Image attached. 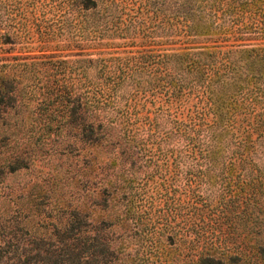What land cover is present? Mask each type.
I'll return each instance as SVG.
<instances>
[{
    "label": "trees",
    "instance_id": "trees-1",
    "mask_svg": "<svg viewBox=\"0 0 264 264\" xmlns=\"http://www.w3.org/2000/svg\"><path fill=\"white\" fill-rule=\"evenodd\" d=\"M37 13H51L59 28L67 22L73 45L79 47L81 38L91 49L84 58L85 81L80 88L64 83L69 78L63 76L58 86L39 85L35 64L45 69L66 61L45 55L10 63L0 56V184L34 163L23 144L37 145L51 136L58 141L73 128L87 143L84 160L101 165V181L75 203L61 190L65 181L55 184L59 191L45 180L34 181L23 220L35 210L42 231L6 232L1 223L0 260L113 264L119 259L113 242L130 241L137 223L134 234H144L164 251L178 239L170 221L181 195L192 200L193 215L201 210L196 201L204 198L210 213L219 211L220 234L234 229L238 217H244L249 232H261L264 0H0V53L14 49L21 32L30 31L21 27L34 22ZM36 87L43 91L35 108L48 118L37 121L40 128L31 123L25 135L18 113L31 98L24 95ZM146 203L154 214L163 213L143 223L142 214L150 211ZM200 218L201 224L190 225L196 237L204 236L208 224ZM261 241L255 237L253 243L258 255L264 253ZM199 260L224 264L210 256Z\"/></svg>",
    "mask_w": 264,
    "mask_h": 264
},
{
    "label": "rangeland",
    "instance_id": "rangeland-1",
    "mask_svg": "<svg viewBox=\"0 0 264 264\" xmlns=\"http://www.w3.org/2000/svg\"><path fill=\"white\" fill-rule=\"evenodd\" d=\"M36 16L37 18L34 22H26V25L21 27L23 30L27 28L30 31L28 33H26V30L24 31L25 33L20 31L21 34L18 38L20 42L14 46V49L0 53V56L3 55L6 58L5 61L10 63L29 60L30 58L37 60L46 59L45 55H50V59L52 60L63 59L66 61L62 65L63 67L53 63L47 64L45 69L44 66L41 67L39 64L34 65L36 73L41 77L39 85L58 86L62 84L60 81L61 77L65 76L69 79L64 80V83L81 88L85 81L83 76L84 58L87 51L91 49H87L84 46V41L81 38L78 40L79 47L73 45L74 38L71 35V27L67 22L59 28L58 21L50 17L51 13L44 15L37 13ZM49 31L50 33H48ZM44 32L47 33L46 37L44 36ZM75 38L78 39V37ZM43 40H46V44L42 42ZM19 47L22 48L19 49ZM42 91L43 88L39 89L36 87L32 94L24 95V100L28 95L31 97L27 100V104L21 105L18 113V119L23 121L22 132H25V135L31 123H34L35 129L40 128L41 126L37 124V121L43 122L42 120H47L48 118L46 117L47 112L41 113L35 108L36 104L41 102ZM32 109L34 112H32ZM81 112H84V109H81ZM10 113L12 114L13 111H10ZM38 114L42 117H39ZM11 120L14 121L15 117H12ZM42 130L40 129L39 131ZM67 134L65 137H60V135L58 141H52L53 137L51 136L47 140L39 141L37 145L32 142L23 144L25 151H32V157L35 158L34 163H32L28 170L6 176L2 184H0V219L4 218L2 222L0 221V224L2 223L5 226L4 230L6 232L12 231L15 228L21 230V233L26 232L27 228L29 232L34 234L42 231L41 225H39L41 223L40 215H36L35 210L31 211L34 216L32 215L28 218V223L23 220L25 212H27L30 205L27 201V196L34 181L43 182L45 180L48 187H55V184L65 181L61 190L68 191L66 195L72 194L74 203L80 202L81 194H89L100 183L101 165H94L91 161L84 160L87 154V143L84 136L75 132L74 128ZM60 150L64 154L60 155ZM99 152L101 154L100 150ZM56 173H64L66 176H58L55 175ZM21 190L22 193L24 192L23 198L18 197ZM56 190L59 191V188H56ZM203 190H200V193L208 195ZM176 195L178 196V192ZM210 198L212 197L210 196ZM48 199L47 197V201ZM187 199L188 196L185 195L183 198L181 195L180 200L176 204L177 208L172 213L174 217L170 223L174 227L171 232L176 233V238H178L175 246L163 251L160 246L151 243L148 239H143L144 234L135 235L137 232L134 234V231L140 229V223H137V229L131 226L130 233L134 237L130 241L123 242L117 239L113 242V245L117 247V254L119 255V259L113 260V264L123 262H130L131 264H217L209 260L201 262L199 260L200 256L222 258L224 264H264V253L258 255L253 244L255 237H262L261 242L262 244L264 243V227H262L261 232L258 234L249 232L244 227V217H238L236 219L238 224L234 226V229L232 227L228 233L220 234L217 225L219 211L215 210V213H210L207 206L202 205L203 202L207 201L204 198L201 201H196L195 205L201 208V210H197L193 215L192 211H190L192 200ZM85 200L87 201V205H90V195ZM212 202L216 203L215 200ZM48 203L46 202L44 208V213L47 214L51 210V206ZM162 203L163 201L158 203L157 207L162 205ZM146 207L150 209L147 203ZM14 210H18L17 219L12 221L9 215ZM88 210L90 211V208ZM99 211L100 207H97L94 217L99 216ZM145 213L142 214L141 218L143 223L146 221L152 222L163 212L154 214L153 210L150 209L148 213ZM54 214L56 220H58L59 215L55 210ZM200 217H204V221L206 220L208 224H205L206 232L204 236L200 235L196 237V232L190 225H195L197 221L201 224L203 221H200ZM141 225L143 224L141 223ZM199 231L201 233L202 229ZM90 232H94L93 229ZM147 235H150V233ZM23 236L27 237L28 233ZM224 236H226L225 241L221 239ZM119 251H121L120 254L118 253ZM99 253L100 256L101 252L99 251ZM229 255H237L239 257L229 259ZM0 264H5V260H0Z\"/></svg>",
    "mask_w": 264,
    "mask_h": 264
}]
</instances>
